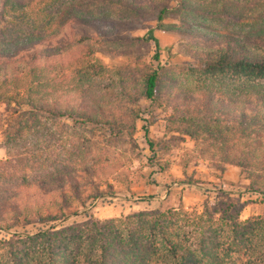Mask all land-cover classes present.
Returning a JSON list of instances; mask_svg holds the SVG:
<instances>
[{
    "label": "rangeland",
    "instance_id": "374dc122",
    "mask_svg": "<svg viewBox=\"0 0 264 264\" xmlns=\"http://www.w3.org/2000/svg\"><path fill=\"white\" fill-rule=\"evenodd\" d=\"M180 2L204 14L188 13ZM250 16L252 22L244 20ZM263 21L264 0H0V26L7 29L0 61L27 48L62 53L55 87L62 97L83 94L92 115L88 121L32 110L27 88L0 78V213L44 204L53 223L66 227L84 225L86 216L107 222L182 203L195 223L209 200L231 208L232 217L239 212L240 221L264 219V199L250 176L205 160L220 142L191 139L169 95L264 92V79L205 68L197 56L210 50L195 43L255 34ZM153 71L161 77L156 102L142 97ZM228 166L239 180L228 183ZM13 219L0 221V238L44 226L31 213ZM237 240L219 264H260L259 254L240 251L250 236Z\"/></svg>",
    "mask_w": 264,
    "mask_h": 264
},
{
    "label": "trees",
    "instance_id": "16d2710c",
    "mask_svg": "<svg viewBox=\"0 0 264 264\" xmlns=\"http://www.w3.org/2000/svg\"><path fill=\"white\" fill-rule=\"evenodd\" d=\"M181 6L188 13L204 14L185 2H180ZM132 9L140 12L138 5ZM165 12L167 9H162L160 15ZM251 18L244 20L252 22ZM258 29L255 34L220 36L214 40L215 45L212 39H199L195 43L210 51L197 57L209 70L264 79V21ZM6 31L0 26V39ZM0 62V78L27 88L25 104L32 110L54 118L92 119L83 94L74 92L62 97V91L55 87L57 81H62V76L58 79L62 75V53L54 55L27 48L1 57ZM160 83L159 73L153 71L143 81L142 97L156 102ZM169 95L179 123L191 139L198 141L200 136H206L208 143L220 142L219 147L204 153V159L239 168L250 176L253 192L264 199V182L255 180H261L263 177L258 174L264 173V92ZM44 206L26 202L7 213L2 210V223L8 222L11 214L15 215L13 221L19 222L21 213H31L44 226L33 234L15 233L0 238V264H219L225 247H239L237 239L249 236V247L245 244L240 251L248 249L244 251L251 256L259 254L260 264H264V219L240 221L239 212L232 217V209L224 207V203L212 205L207 200L195 223L180 203L178 208L140 212L107 222L86 216L84 225L73 223L66 227L53 223L57 219L46 215ZM128 245L133 249L132 255V249L124 251Z\"/></svg>",
    "mask_w": 264,
    "mask_h": 264
},
{
    "label": "crops",
    "instance_id": "0c3cea01",
    "mask_svg": "<svg viewBox=\"0 0 264 264\" xmlns=\"http://www.w3.org/2000/svg\"><path fill=\"white\" fill-rule=\"evenodd\" d=\"M230 174H233L234 177H236V178L231 179L230 178ZM238 176H239V173H237L235 167H230V166L227 167L226 174H225V179L228 181V183L229 182H234V181H236V179L239 180Z\"/></svg>",
    "mask_w": 264,
    "mask_h": 264
}]
</instances>
